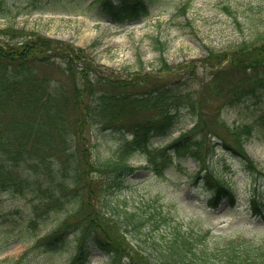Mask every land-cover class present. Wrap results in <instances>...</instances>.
<instances>
[{
  "label": "rangeland",
  "instance_id": "1",
  "mask_svg": "<svg viewBox=\"0 0 264 264\" xmlns=\"http://www.w3.org/2000/svg\"><path fill=\"white\" fill-rule=\"evenodd\" d=\"M149 1L154 2L151 12L134 23H115L94 9L86 13L35 10L15 17H0V33L10 31L11 36H16L11 40L13 43L27 38L29 34L25 33L37 32L52 38L57 48H63L66 42L74 46L77 55L83 56L74 67L75 78L68 69L70 57L65 53L64 56L60 49L52 58L53 63L38 67L37 75L50 79L55 89L70 92L74 84H82L84 74L93 79L96 93L121 89L140 93L182 82L183 85L177 88L182 96L172 102L180 107L176 125L170 133L154 138L155 145L163 146L182 131L195 129L193 126L199 115L192 112L191 105L184 99L196 104L198 111L204 114L200 119L207 123L213 122L218 113L227 123L239 124L254 121L264 112V87L258 90L257 96L248 94L238 103L226 100L227 91L240 80L247 86L252 82V75L264 76V52H260L264 47V0ZM241 53H247L243 58L256 60L260 65L246 70L236 67L233 59ZM98 78H104L105 83H98ZM120 83L123 86H119ZM215 88L224 89L214 94ZM154 113L158 114L157 110H149V115ZM70 128L73 131L72 125ZM103 132L88 125L83 129L85 138L78 141V146L89 148L91 159L104 160L103 157L118 145L116 136ZM245 149L257 169L262 171L257 181L261 183L264 196V129L245 143ZM130 162L138 168L111 195L104 189L98 191L100 172L92 173L97 178L91 188L96 194L92 202L109 219L108 230L113 234L114 246L121 248V253L112 262L110 256L94 249L87 264L126 263L131 256L138 264H150L154 237L169 236L174 226L193 233L209 230L206 241L210 246L229 239L264 240V218L255 216L247 205L253 191V174L245 168L241 157L223 148L216 150L211 165L226 174L239 199L233 205L223 201L216 209L207 205L204 188L187 180L188 172L195 174L200 170L195 160L175 157L174 164L163 176L142 166L147 162L144 154H135ZM106 200L119 209H140L148 215L151 209H157L169 223L151 220L139 232L132 227L123 231L117 222L118 216L106 212ZM69 207L48 212L46 223L32 238L17 239L19 228L25 223L24 217L31 210L33 213V205L19 193L1 191L0 264H15L19 258L18 264H67L73 251V229L68 231V238L72 240L54 252L39 248L37 239L61 227L66 231L71 223L78 224L81 215L68 213ZM195 235L196 238L199 236ZM203 245L201 243L200 247Z\"/></svg>",
  "mask_w": 264,
  "mask_h": 264
},
{
  "label": "trees",
  "instance_id": "2",
  "mask_svg": "<svg viewBox=\"0 0 264 264\" xmlns=\"http://www.w3.org/2000/svg\"><path fill=\"white\" fill-rule=\"evenodd\" d=\"M152 3L149 0H0V17H15L35 10L86 13L94 9L102 17L127 24L148 15ZM25 34L29 36L22 42L13 43L11 40L16 36H11L10 31L0 33V192L19 193L33 205V213L31 210L24 217L25 223L19 228L17 239L32 238L46 223L48 212L63 211L70 206L68 213L81 215L78 224H69L66 231L57 227L49 235L38 237L37 246L54 252L74 238L67 264H87L94 249L103 251L113 262L121 248L114 246L113 234L107 227L109 219L92 202L96 194L91 188L97 181L92 173L100 172L98 191L104 189L111 195L138 168L130 162L135 154H144L147 163L142 166L159 176L174 164L175 157L193 158L200 170L195 174L188 172V182L202 186L207 194V205L216 209L223 201L233 205L238 199L226 174L211 165L217 147L244 160L245 168L253 174L254 184L248 208L255 216L264 218V196L261 183L257 181L262 171L245 149V143L264 129V112L254 121L239 124L227 123L218 113L213 122L207 123L200 119L204 114L198 111L196 104L184 99L191 105L192 112L199 115L195 129L182 131L167 145H155L154 138L170 133L176 125L180 107L172 102L181 98L177 88L182 82L140 93L130 89L96 93L93 79L84 74L82 84L77 82L70 92L55 89L50 79L37 75L39 65L53 63L52 58L60 49L63 55L70 57L68 69L75 78L74 67L83 56L77 55L68 42L63 48H57L52 38L37 32ZM260 52H264V47ZM246 55L241 53L233 59L236 67L246 70L260 65L256 60L243 58ZM96 80L105 83L104 78ZM251 80L247 86L240 80L230 88L226 100L238 103L248 94L257 96L258 90L264 87V76L252 75ZM222 90L215 88L214 94ZM154 109L158 114L149 115V110ZM87 125L118 138L116 149L103 157L104 160L91 159L89 148L78 146V141L85 138L83 129ZM105 206L107 213L118 216L117 222L123 231L132 227L139 232L151 220L169 223L157 209H151L148 215L140 209H119L108 200ZM70 229L75 231L71 239L68 238ZM172 230L169 236L154 237L150 264H213L211 259L216 260L215 264H264V240L229 239L210 246L206 241L209 230L193 233L178 226ZM195 234L199 236L196 238ZM19 262L20 258L15 264ZM118 264L138 262L131 256L130 261Z\"/></svg>",
  "mask_w": 264,
  "mask_h": 264
}]
</instances>
